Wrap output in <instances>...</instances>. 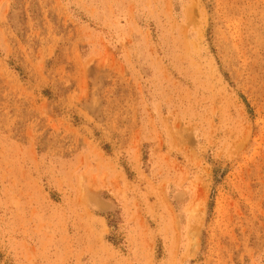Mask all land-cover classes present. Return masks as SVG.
Returning <instances> with one entry per match:
<instances>
[{
    "label": "rangeland",
    "instance_id": "rangeland-1",
    "mask_svg": "<svg viewBox=\"0 0 264 264\" xmlns=\"http://www.w3.org/2000/svg\"><path fill=\"white\" fill-rule=\"evenodd\" d=\"M0 264H264V0H0Z\"/></svg>",
    "mask_w": 264,
    "mask_h": 264
}]
</instances>
